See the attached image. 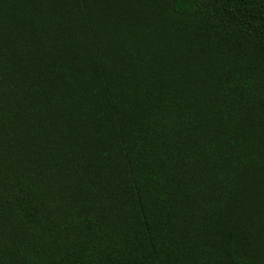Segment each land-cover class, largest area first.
Wrapping results in <instances>:
<instances>
[{
    "label": "trees",
    "instance_id": "1",
    "mask_svg": "<svg viewBox=\"0 0 264 264\" xmlns=\"http://www.w3.org/2000/svg\"><path fill=\"white\" fill-rule=\"evenodd\" d=\"M0 264H264V0H0Z\"/></svg>",
    "mask_w": 264,
    "mask_h": 264
}]
</instances>
